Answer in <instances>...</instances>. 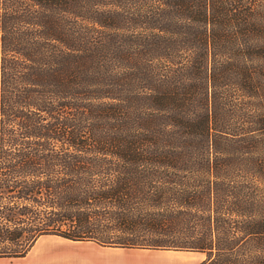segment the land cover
Instances as JSON below:
<instances>
[{
  "label": "trees",
  "instance_id": "obj_1",
  "mask_svg": "<svg viewBox=\"0 0 264 264\" xmlns=\"http://www.w3.org/2000/svg\"><path fill=\"white\" fill-rule=\"evenodd\" d=\"M47 236L264 264V0H0V258Z\"/></svg>",
  "mask_w": 264,
  "mask_h": 264
},
{
  "label": "rangeland",
  "instance_id": "obj_2",
  "mask_svg": "<svg viewBox=\"0 0 264 264\" xmlns=\"http://www.w3.org/2000/svg\"><path fill=\"white\" fill-rule=\"evenodd\" d=\"M205 253L102 247L48 236L37 241L23 259H0V264H200Z\"/></svg>",
  "mask_w": 264,
  "mask_h": 264
},
{
  "label": "crops",
  "instance_id": "obj_3",
  "mask_svg": "<svg viewBox=\"0 0 264 264\" xmlns=\"http://www.w3.org/2000/svg\"><path fill=\"white\" fill-rule=\"evenodd\" d=\"M47 237H48V236H47ZM43 238H44V237H43ZM41 239H42V238H41ZM38 241H39V240H38ZM0 259H2V260H3V259H7V258H0ZM21 259H23V258H21Z\"/></svg>",
  "mask_w": 264,
  "mask_h": 264
}]
</instances>
